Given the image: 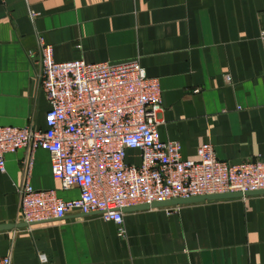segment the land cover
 Returning a JSON list of instances; mask_svg holds the SVG:
<instances>
[{"label":"crops","instance_id":"obj_1","mask_svg":"<svg viewBox=\"0 0 264 264\" xmlns=\"http://www.w3.org/2000/svg\"><path fill=\"white\" fill-rule=\"evenodd\" d=\"M38 12L32 18L30 11ZM264 0H5L0 3V124L45 127L50 104L38 79L39 40L64 62L139 59L160 79V134L196 159L210 142L231 163L264 156ZM230 76V81L226 76ZM24 150L0 171V225L18 224ZM127 161L140 163L136 151ZM35 189L63 190L48 151L35 152ZM124 233H119V228ZM264 264V194L124 209L0 230V264Z\"/></svg>","mask_w":264,"mask_h":264},{"label":"built area","instance_id":"obj_2","mask_svg":"<svg viewBox=\"0 0 264 264\" xmlns=\"http://www.w3.org/2000/svg\"><path fill=\"white\" fill-rule=\"evenodd\" d=\"M30 15L39 14L31 10ZM38 40V79L50 104L45 127L0 124V171H6L8 153L25 151V180L17 187L19 220L33 224L78 213L122 225L126 207L264 190V156L235 164L218 159L214 146L205 142L196 159H185L181 142L162 140L160 79L149 76L139 59L58 62L53 45L42 36ZM39 149L49 152L61 188H78L77 197L33 187L29 178ZM131 150L139 164L127 161ZM180 206L164 208L171 212ZM1 264H12L11 257Z\"/></svg>","mask_w":264,"mask_h":264},{"label":"water","instance_id":"obj_3","mask_svg":"<svg viewBox=\"0 0 264 264\" xmlns=\"http://www.w3.org/2000/svg\"><path fill=\"white\" fill-rule=\"evenodd\" d=\"M256 194H264V190L248 191L246 193L231 192V193H222V194H213V195H201V196H194V197H189V198H176V199H171V200L156 201V202H153L152 204L135 205V206L128 207V209L142 210V209L157 208V207H167V206L199 203V202H204L207 200L237 198V197H243L244 195L249 196V195H256ZM29 225L30 224L27 222H21L18 224H1L0 230L12 229L15 227H25Z\"/></svg>","mask_w":264,"mask_h":264}]
</instances>
